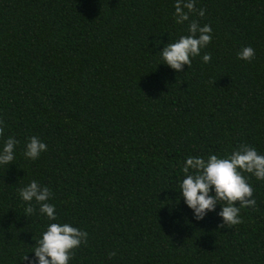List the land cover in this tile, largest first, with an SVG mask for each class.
<instances>
[{
    "label": "trees",
    "instance_id": "trees-1",
    "mask_svg": "<svg viewBox=\"0 0 264 264\" xmlns=\"http://www.w3.org/2000/svg\"><path fill=\"white\" fill-rule=\"evenodd\" d=\"M174 2L0 0V144L17 141L0 166V264L31 259L51 222L35 204L25 217L30 180L88 234L69 264H264V181L244 174L256 204L226 228L219 205L196 221L178 198L187 156L264 155V0H195L210 60L180 72L158 54L188 34ZM30 136L47 146L35 160Z\"/></svg>",
    "mask_w": 264,
    "mask_h": 264
},
{
    "label": "clouds",
    "instance_id": "clouds-1",
    "mask_svg": "<svg viewBox=\"0 0 264 264\" xmlns=\"http://www.w3.org/2000/svg\"><path fill=\"white\" fill-rule=\"evenodd\" d=\"M195 0H175L173 18L176 24L188 21L187 35H180L171 43L164 44L158 52L163 65L180 72L184 66L189 67L191 58L199 56L207 63L210 55L204 49L211 41V28L201 26L195 19L189 21V14L203 17V9L196 10ZM254 57V49L245 46L237 53V58L250 61ZM17 141L9 136L0 144V166L13 165L14 148ZM46 144L36 136L27 138L23 156L29 160L37 159L46 151ZM183 178L178 183L179 197L196 221L202 220L208 212L219 205L217 215L221 218L218 227L226 228L241 222L239 215L245 207H255L252 186L248 183L250 174L257 181H264V155L254 147L241 145L230 154L218 156L209 154L206 158L187 156L181 168ZM211 193V194H210ZM19 199L25 203V217L33 213V204L38 205V213L51 221L35 241L32 258L28 254L22 257L23 264H69L73 250L86 242L87 233L67 222H59L55 205L49 203L52 193L47 186L30 180L18 189ZM238 202V206L236 204ZM115 253L110 252L109 258Z\"/></svg>",
    "mask_w": 264,
    "mask_h": 264
}]
</instances>
